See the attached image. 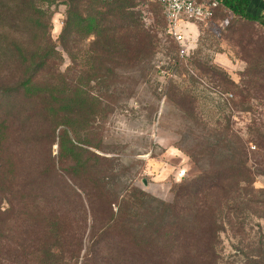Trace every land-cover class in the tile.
<instances>
[{
	"label": "trees",
	"instance_id": "trees-1",
	"mask_svg": "<svg viewBox=\"0 0 264 264\" xmlns=\"http://www.w3.org/2000/svg\"><path fill=\"white\" fill-rule=\"evenodd\" d=\"M60 1L68 11L58 43L45 22L52 16L47 19L39 3ZM107 1L0 0V39L10 60L0 74V264H222V234L237 240L240 257V263L226 264H264V189L254 187L264 171L249 166L227 116L193 120L199 134L186 153L198 173L175 185L171 203L149 197L133 204L109 184L113 160L89 150L84 152L93 157L78 158V145L103 149L102 124L149 71L140 53L129 74L120 72L121 32L141 42L149 36L135 20L130 25L112 20L117 12L100 7ZM251 3L221 0L215 18L225 11L264 30V15L249 12ZM22 23L44 40L24 42ZM91 38V46L102 45L103 52L90 47L81 57L76 50L73 66L62 72L58 48L70 54ZM259 66L249 70L245 98ZM169 67L179 70L177 63ZM197 67L235 85L218 70ZM57 137L61 153L75 156L72 163L65 158L57 164L52 156ZM255 137L264 149L258 131ZM45 148L46 157L37 158L35 152ZM68 168L87 186H71Z\"/></svg>",
	"mask_w": 264,
	"mask_h": 264
},
{
	"label": "rangeland",
	"instance_id": "rangeland-1",
	"mask_svg": "<svg viewBox=\"0 0 264 264\" xmlns=\"http://www.w3.org/2000/svg\"><path fill=\"white\" fill-rule=\"evenodd\" d=\"M39 5L46 11L47 19L52 16L45 22L49 24L53 40L59 43L68 6L64 1L53 5L40 2ZM100 7L103 11L117 12V17L112 19L117 24L126 21L125 24L130 25L135 20L149 36L143 37L141 42L132 38V32H121L116 54L124 63L120 72L129 74L133 70L130 64L140 53L143 60H149V71L131 94L124 95V101L102 124L103 149L78 145L74 150L78 158L82 159L84 154L93 157L84 152L89 150L93 155L113 160L109 184L117 195L133 204L141 205L149 197L171 203L175 198V185L198 173V166L186 153L199 134L193 120L201 118L215 122L225 115L233 137L240 138L246 148L249 166L263 172L264 149L256 141L255 131L264 138V30L255 23L242 22L231 13L221 11L209 22L182 20L180 31L186 40L178 43L169 35L162 8L157 3L110 0L100 3ZM26 26L28 23H22L24 42L44 40L42 35L29 31ZM91 42L93 38L82 40L77 43V49L68 50L70 54L59 47L64 58L61 71L73 66L71 55L74 56L76 50H81V57L87 56L90 47L103 52L102 45L93 47ZM182 48L189 54L183 56ZM9 62L8 48L6 50L4 40L0 39V74L7 72ZM170 62L177 63L179 70L170 68ZM257 64L261 65V70L255 72L253 80L256 83L250 85V96L245 98L244 90L251 80L249 70ZM197 65L222 72L235 85L222 84L212 73L199 70ZM231 94L233 96L229 97ZM59 142L57 137L56 144L51 147L55 161L58 164L67 158L72 163L75 156L65 149L61 153ZM47 154L46 148L35 152L37 158H45ZM66 175L71 186L86 185L75 168H68ZM254 187L264 189V175L256 176ZM221 242L222 264L240 263L234 248L237 240L222 234Z\"/></svg>",
	"mask_w": 264,
	"mask_h": 264
},
{
	"label": "built area",
	"instance_id": "built-area-1",
	"mask_svg": "<svg viewBox=\"0 0 264 264\" xmlns=\"http://www.w3.org/2000/svg\"><path fill=\"white\" fill-rule=\"evenodd\" d=\"M107 1V0H103ZM155 2L162 8L168 26V33L178 43L186 40L180 31L182 20L194 22H209L213 20L221 8V0H145ZM181 54L188 55L189 51L182 48ZM232 97V95H229Z\"/></svg>",
	"mask_w": 264,
	"mask_h": 264
},
{
	"label": "crops",
	"instance_id": "crops-1",
	"mask_svg": "<svg viewBox=\"0 0 264 264\" xmlns=\"http://www.w3.org/2000/svg\"><path fill=\"white\" fill-rule=\"evenodd\" d=\"M249 12L255 15H264V0H252Z\"/></svg>",
	"mask_w": 264,
	"mask_h": 264
},
{
	"label": "snow or ice",
	"instance_id": "snow-or-ice-1",
	"mask_svg": "<svg viewBox=\"0 0 264 264\" xmlns=\"http://www.w3.org/2000/svg\"><path fill=\"white\" fill-rule=\"evenodd\" d=\"M181 175H183V173H181Z\"/></svg>",
	"mask_w": 264,
	"mask_h": 264
}]
</instances>
